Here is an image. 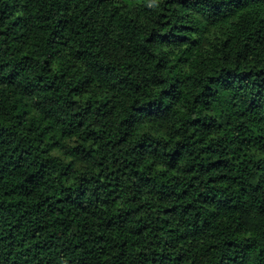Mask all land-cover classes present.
Wrapping results in <instances>:
<instances>
[{
  "label": "trees",
  "instance_id": "16d2710c",
  "mask_svg": "<svg viewBox=\"0 0 264 264\" xmlns=\"http://www.w3.org/2000/svg\"><path fill=\"white\" fill-rule=\"evenodd\" d=\"M131 1L0 0V264H264V0Z\"/></svg>",
  "mask_w": 264,
  "mask_h": 264
},
{
  "label": "rangeland",
  "instance_id": "374dc122",
  "mask_svg": "<svg viewBox=\"0 0 264 264\" xmlns=\"http://www.w3.org/2000/svg\"><path fill=\"white\" fill-rule=\"evenodd\" d=\"M131 2L132 3H136V2H138V0H132ZM132 3H130V4H132Z\"/></svg>",
  "mask_w": 264,
  "mask_h": 264
}]
</instances>
